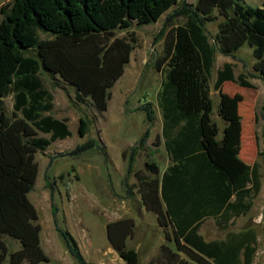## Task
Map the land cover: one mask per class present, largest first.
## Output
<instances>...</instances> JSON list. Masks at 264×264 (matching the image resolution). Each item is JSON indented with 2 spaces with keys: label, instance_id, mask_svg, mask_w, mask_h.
Returning <instances> with one entry per match:
<instances>
[{
  "label": "trees",
  "instance_id": "16d2710c",
  "mask_svg": "<svg viewBox=\"0 0 264 264\" xmlns=\"http://www.w3.org/2000/svg\"><path fill=\"white\" fill-rule=\"evenodd\" d=\"M177 4L178 0H12L0 7V264L50 262L41 243L39 213L29 195L39 175L36 154L72 133L67 118L51 114L54 95L44 85L43 72L59 76L74 87L78 102L90 101L103 114L138 42L134 33L120 38L118 31L155 24ZM176 17L185 22L170 27ZM215 22L218 30L211 37L208 25ZM161 39L163 53L155 68L164 74L157 95L163 131L156 145L163 139L172 164L162 173L156 162L147 160L144 169L135 172L133 187L128 183L133 155L125 180L126 193L132 196L137 189L143 206L156 215L165 233L166 243L149 264H254L258 252L254 228L211 241L200 230L212 218L219 230L227 231L252 210L262 188L259 163L251 165L240 157L242 98H224L220 114L230 124L221 136L206 118L212 109L217 52L234 57L249 45L254 59L250 77L264 82V0L260 7L244 0H183L168 15L156 41ZM226 82L255 88L248 74L236 76L230 63L218 70L214 90ZM7 97L13 99L10 116L4 106ZM143 109L153 122L150 104ZM87 130L88 122L81 118L80 137ZM93 148L108 161L96 140L65 155ZM58 211L53 203L56 231L77 262L89 264L73 235L60 226ZM135 226L134 219L124 218L106 228L110 246L126 264H140L139 253L127 248ZM5 235L19 241L20 249L13 250Z\"/></svg>",
  "mask_w": 264,
  "mask_h": 264
},
{
  "label": "rangeland",
  "instance_id": "374dc122",
  "mask_svg": "<svg viewBox=\"0 0 264 264\" xmlns=\"http://www.w3.org/2000/svg\"><path fill=\"white\" fill-rule=\"evenodd\" d=\"M10 1L12 0H0V5ZM182 1L178 0V4L155 24L134 26L127 31H118L117 35L120 38H129L134 33L138 39L124 76L112 89L116 88L115 94L112 92V98L114 95L121 96L122 103L125 99L132 98L123 109L113 101L107 111L99 114L90 101L84 104L77 101L74 87L65 83L59 76H51L43 72L44 85L54 95L55 108L51 114L58 119L67 118L72 135L65 140L53 143L46 151L36 154L39 175L29 198L39 213V223L42 226L41 241L50 246V248H45L50 262L42 264H79L55 229L53 203H55V209L59 210L57 215L60 226L73 235L83 257L89 264H111L115 260L116 256L109 248L106 224L123 216L125 208H129V205L140 198L137 189H133L132 196L126 193L125 180L130 159L134 155L133 172L128 179L129 185L133 187L137 182L135 172L138 167L144 169L146 161L150 160L163 168L166 161L165 154L157 148L155 141L153 145H150L149 141L147 143V139L143 146H140V143L146 131L152 126L153 130L149 131L148 138L150 136L154 138L157 134L160 112L157 95L161 89L164 74L156 70L155 60L163 53L164 40L156 41V38L165 26L168 15L174 12ZM194 1L186 0L188 3ZM262 1L244 0V3L251 7H260ZM184 22V17H176L170 27L181 25ZM218 23L208 25L211 37L216 34ZM225 59L232 62L236 73L248 74L249 81L255 86L254 89H244L235 85L241 88L239 93H241L242 101L238 114L242 126L244 125V132L248 135L244 156L248 160H253L255 156L259 158L262 188L253 200L252 210L239 221H235L227 231L216 229L215 223L209 220L202 225L200 233L208 241L223 240L229 232L252 227L258 235L255 264H264V82L250 77V74L254 73L252 69L254 59L252 48L245 45L234 57L216 53L212 69L211 93L215 92L214 83L217 72ZM233 90V87H226L219 91L214 98L215 109L220 110L224 98L231 99L235 93H238ZM147 104H150L154 111L153 122H149L147 112L143 110ZM4 106L10 116L13 112L12 97L4 100ZM215 114H217L216 111ZM81 118L88 122L85 137L79 135ZM220 119L217 114V127L221 136L230 122L227 124L223 117L222 120ZM41 136L49 138V135L42 134ZM89 140H96L97 144L105 149L108 161L96 148L76 156L65 155ZM53 157L55 159L51 163ZM53 188L54 200H52ZM134 209H136L135 206ZM159 238V234L154 233L153 240H145L147 244L142 249V255L146 252L145 250L151 251L156 246L158 250L153 257L156 258L160 249ZM4 239L8 244L13 243L12 249L15 248V242L20 245L19 241L8 235H5ZM148 242L151 243L150 246ZM136 244V239L129 240L127 248L135 249ZM139 260L140 264H144L141 257Z\"/></svg>",
  "mask_w": 264,
  "mask_h": 264
},
{
  "label": "crops",
  "instance_id": "0c3cea01",
  "mask_svg": "<svg viewBox=\"0 0 264 264\" xmlns=\"http://www.w3.org/2000/svg\"><path fill=\"white\" fill-rule=\"evenodd\" d=\"M3 5V4H2ZM0 5V7L2 6ZM227 63H230L232 64V62H230V60L228 59H225V61L223 62V65L227 64ZM223 65H220L219 69H222ZM235 75L238 76L240 74L236 73L235 71ZM124 76V75H123ZM122 79V78H121ZM120 79V80H121ZM119 80V81H120ZM260 80V79H259ZM117 81V83L119 82ZM216 81V80H215ZM262 81V80H261ZM116 83V84H117ZM115 84V85H116ZM235 85V83L233 82H226L223 84V86L221 87L220 90L218 91H215L213 93H211V99H210V103L212 105V109L211 111L208 112V117L206 119H208L207 121H210L211 123L213 124H216V126L218 125L217 124V114L219 115V117L221 118L220 120H222V115L220 114V110L219 109H215V105H214V98H216V96L219 94V91H222L224 90L226 87H233L234 90L233 91H236L238 93H235L234 96H232V98H235L237 96H240L241 93H239L240 89L242 88H237ZM115 87V86H114ZM113 87V88H114ZM116 89V88H115ZM115 89L114 90H111V92H113L115 94ZM245 89V88H244ZM113 93H112V96H113ZM132 99V98H131ZM131 99H128V100H124V102L122 103V97L120 96H115L109 101V105L111 102H116L117 103V106L121 107V109L124 108V105L127 103L129 104V102L131 101ZM240 107H241V103L240 105L238 104V110L240 111ZM109 109V108H108ZM144 110V109H143ZM160 111V110H159ZM215 111L217 112V114H215ZM147 115V114H146ZM203 118H204V115H203ZM60 119V118H59ZM224 119V118H223ZM225 121V120H224ZM226 122V121H225ZM158 126H157V130H156V135L154 138H152V136H150V138H147V143L149 141L150 145H153V141H155L156 143V140L157 138H162V131H163V117H162V114H161V111L159 112V116H158V122H157ZM227 123V122H226ZM69 124V123H68ZM153 130V126L150 128V131ZM248 141V135L245 134L244 132V125L242 126V133H241V152H240V157L245 161L247 162L248 164H251L253 165L254 163H259V158L257 159L256 156L254 157L253 160H248L245 158V152H246V148H245V145H246V142ZM250 144V143H249ZM157 148H160L161 149V153H164L165 154V164L164 167H160L161 169V172L164 173L168 167L172 164L171 161H170V158H169V155L168 153L166 152L165 150V146H164V141L163 139H161V143L157 146ZM142 167H138L137 168V171L140 170ZM137 183V182H136ZM30 197V196H29ZM133 203V202H132ZM125 205H126V202H125ZM130 207L129 208H125V210L123 211V216H120L118 219L116 220H113V221H117V220H120V219H124V218H132L135 220L136 222V226H135V235L132 239H129V240H134L136 239L137 240V244L136 246L134 247L135 250L139 253V257L142 258L143 260V263L144 264H149L150 261L153 259V257L156 255L157 253V247H153V250L151 251H148V250H145L146 252H143L144 255H142V249H144V246L147 244V242H145V240H148V241H151L153 240L154 238V233L159 234L160 238H159V243H160V246L164 243H166V238H165V233H164V230L159 226L158 224V221H157V217L155 214L151 213V212H148L145 207L143 206L142 204V201H141V197L135 201L132 205H129ZM134 206L136 207V209H134ZM154 217V218H152ZM240 218H243V217H239L236 219V221H239ZM209 220H212L214 222V219H208L207 221ZM113 221H109L108 223L110 222H113ZM107 223V224H108ZM215 223V222H214ZM107 224H106V228H107ZM216 226V225H215ZM216 229H218L216 227ZM214 231H215V228H214ZM217 232V230H216ZM234 232H239V231H234ZM202 234V233H201ZM204 237V236H203ZM205 238V237H204ZM128 240V241H129ZM211 241V240H210ZM42 243V247L44 249V251L46 252V249L45 248H50V246L48 245V243L46 244L45 242L41 241ZM149 246L151 245L150 242H148ZM21 245L17 244V242L15 243V248L13 250H18L20 249ZM109 248H110V251H112L116 258L115 260L113 261V263L111 264H126L119 256L118 254L113 250V248L110 246L109 244ZM49 250V249H48ZM47 253V252H46ZM48 254V253H47ZM117 254V255H116ZM145 257V259H143V257ZM255 264V263H254Z\"/></svg>",
  "mask_w": 264,
  "mask_h": 264
}]
</instances>
